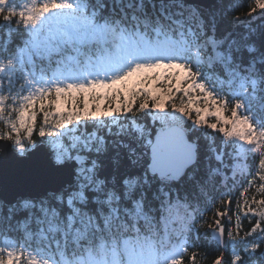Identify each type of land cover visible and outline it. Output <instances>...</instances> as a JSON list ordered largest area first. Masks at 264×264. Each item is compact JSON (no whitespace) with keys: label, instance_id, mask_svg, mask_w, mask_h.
I'll use <instances>...</instances> for the list:
<instances>
[{"label":"snow or ice","instance_id":"6c2138e0","mask_svg":"<svg viewBox=\"0 0 264 264\" xmlns=\"http://www.w3.org/2000/svg\"><path fill=\"white\" fill-rule=\"evenodd\" d=\"M244 7L0 0V264H200L201 229L210 264H264V0Z\"/></svg>","mask_w":264,"mask_h":264},{"label":"trees","instance_id":"16d2710c","mask_svg":"<svg viewBox=\"0 0 264 264\" xmlns=\"http://www.w3.org/2000/svg\"><path fill=\"white\" fill-rule=\"evenodd\" d=\"M229 2L230 3L238 2L241 6V10L243 11V10H246L244 7L246 2H250V0H229ZM203 166H204V161H203V158H201V161H200L201 169H203ZM229 184H231L230 181H229ZM222 185H223V181L220 180L219 177H217L216 186L208 189L207 197H202V206L207 207L212 198H215L217 202L220 200V194L225 191ZM239 190L240 189L234 190V194H236ZM218 206L219 204L217 203V207ZM211 215L212 213L209 211L207 213V216L210 217ZM192 242L200 247L199 251L202 254V258L200 259V264H210L211 259L213 258L216 251L218 250L215 239L213 238L211 231L201 229L199 233V237L197 238L196 234H194Z\"/></svg>","mask_w":264,"mask_h":264},{"label":"water","instance_id":"95a60500","mask_svg":"<svg viewBox=\"0 0 264 264\" xmlns=\"http://www.w3.org/2000/svg\"><path fill=\"white\" fill-rule=\"evenodd\" d=\"M37 179H39V177H37Z\"/></svg>","mask_w":264,"mask_h":264}]
</instances>
